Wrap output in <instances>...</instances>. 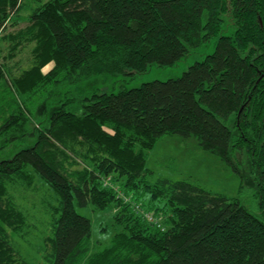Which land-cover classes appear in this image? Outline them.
Masks as SVG:
<instances>
[{
    "label": "trees",
    "instance_id": "obj_1",
    "mask_svg": "<svg viewBox=\"0 0 264 264\" xmlns=\"http://www.w3.org/2000/svg\"><path fill=\"white\" fill-rule=\"evenodd\" d=\"M25 9L26 26L8 32ZM214 37L175 80L93 94L74 111L66 98L34 119L52 87L171 67ZM3 41L0 150L34 140L0 160V264H28L11 244L27 220L8 188L34 179L57 201L45 263L264 264V0H0ZM28 47L31 65L14 73L7 62ZM165 136L194 138L241 188L246 167L259 214L188 181L147 182V152ZM75 205L114 211L107 245L91 243Z\"/></svg>",
    "mask_w": 264,
    "mask_h": 264
},
{
    "label": "rangeland",
    "instance_id": "obj_2",
    "mask_svg": "<svg viewBox=\"0 0 264 264\" xmlns=\"http://www.w3.org/2000/svg\"><path fill=\"white\" fill-rule=\"evenodd\" d=\"M28 14L29 12L26 9L22 10L17 24L14 27L10 26L8 32L24 28ZM216 43L217 37L211 38L171 67L162 68L152 65L144 73L133 76L94 74L75 84L65 83L52 87L50 88V91H52L50 95L47 93L41 94L33 104L37 108L34 119L40 123L38 120L46 115L49 116L51 109L65 102L66 98L76 100L73 105L67 107L69 111H74L78 101L93 94H116L121 89L138 88L141 84L148 82L175 80L190 66L212 54ZM7 45L5 41L0 43V51L3 50V55L7 51ZM17 55L13 60L7 62L15 71L14 73H18L31 65L29 47L24 48ZM31 127L32 125H30ZM33 140L34 137L28 138L26 142L14 143L7 149L0 150V160L10 159L14 153L30 147ZM145 167L148 172L146 181L149 183H155L160 179L188 181L210 193L223 194L229 199L237 201L253 215L259 214L258 200L253 193V186L247 168L244 167L242 172L243 187L241 188V178L227 164L202 151L194 138H181L178 136L161 138L147 152ZM8 190L12 196V201L27 220V227L23 229L22 235L11 236L13 248L28 264H48L45 263L43 257L44 240L50 234L51 206H57L54 195L49 194L37 179H34L30 186L21 182L18 185L9 186ZM74 209L77 214L90 219L91 243L94 246L101 247L107 245L114 231L111 221L114 211H107L101 215L90 213L89 210L81 209L76 205ZM103 228L105 230L102 232L101 229Z\"/></svg>",
    "mask_w": 264,
    "mask_h": 264
},
{
    "label": "built area",
    "instance_id": "obj_3",
    "mask_svg": "<svg viewBox=\"0 0 264 264\" xmlns=\"http://www.w3.org/2000/svg\"><path fill=\"white\" fill-rule=\"evenodd\" d=\"M144 218L150 223L153 222V219L148 215H144Z\"/></svg>",
    "mask_w": 264,
    "mask_h": 264
}]
</instances>
